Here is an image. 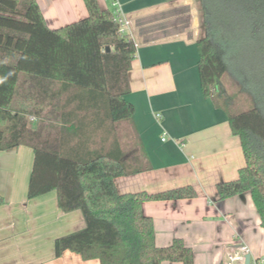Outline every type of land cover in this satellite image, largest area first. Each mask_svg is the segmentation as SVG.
Wrapping results in <instances>:
<instances>
[{
	"label": "trees",
	"instance_id": "16d2710c",
	"mask_svg": "<svg viewBox=\"0 0 264 264\" xmlns=\"http://www.w3.org/2000/svg\"><path fill=\"white\" fill-rule=\"evenodd\" d=\"M82 1L85 18L51 30L36 0H0V151L32 149L28 200L55 191L63 213L81 212L85 227L54 240L55 258L68 251L99 264H193L180 239L155 246L142 212L144 202L194 199L192 187L151 195L116 188L117 178L148 170L131 152L134 108L125 99L135 46L118 34L113 13ZM196 1L200 89L226 113L245 161L236 180L215 186L217 200L249 193L264 230V87L251 74L264 82V0ZM164 19L159 31L139 29L144 42L182 33L189 8ZM30 117L39 119L35 128Z\"/></svg>",
	"mask_w": 264,
	"mask_h": 264
},
{
	"label": "crops",
	"instance_id": "0c3cea01",
	"mask_svg": "<svg viewBox=\"0 0 264 264\" xmlns=\"http://www.w3.org/2000/svg\"><path fill=\"white\" fill-rule=\"evenodd\" d=\"M36 2L51 30L87 16L82 0ZM97 2L101 9L111 6V13L119 12L131 22L136 44L125 99L134 108L130 127L137 140L131 152L148 170L117 178L118 192L151 195L192 187L196 198L144 202L142 212L152 219L155 246L165 248L180 239L192 250L193 264H224L230 249L240 245L248 248L250 259L264 257V230L250 194L217 200L215 186L236 180L245 161L226 113L200 89L196 12L182 33L151 42H144L135 25L139 19L190 6V0ZM29 119L35 128L39 119ZM33 157L25 146L0 151V196L5 200L0 206V264H99L68 251L54 257V240L82 230L85 222L79 210L63 213L58 208L55 191L27 199Z\"/></svg>",
	"mask_w": 264,
	"mask_h": 264
},
{
	"label": "built area",
	"instance_id": "2783aa9c",
	"mask_svg": "<svg viewBox=\"0 0 264 264\" xmlns=\"http://www.w3.org/2000/svg\"><path fill=\"white\" fill-rule=\"evenodd\" d=\"M114 18L118 25V34L122 37H126L132 40V33L130 31L131 22L120 15L119 12H116V14H114ZM134 46L136 48L135 43ZM161 140L164 141L163 138ZM248 252V248L244 245L232 248L228 252L224 264H264V257L258 259H249V262L246 263L245 257L246 255H248Z\"/></svg>",
	"mask_w": 264,
	"mask_h": 264
},
{
	"label": "rangeland",
	"instance_id": "374dc122",
	"mask_svg": "<svg viewBox=\"0 0 264 264\" xmlns=\"http://www.w3.org/2000/svg\"><path fill=\"white\" fill-rule=\"evenodd\" d=\"M190 6H187L189 8V17L192 13H195L196 12V17H197V21H198V32H197V36L199 34V20H198V17H199V11H198V4H197V1L196 0H190ZM180 8V7H179ZM109 11H113L112 7L109 6L108 7ZM174 9H177V8H173L171 10H174ZM193 9V11H191ZM171 10L169 11H166V12H163V13H157V14H154V15H151V16H148L146 18H142V19H139L135 22V25H137V22H141L142 24H144L145 26H141V27H137V30L139 31V29H151V30H157L159 31L157 28H159V26L163 23H165L167 20H165L164 18L167 17L168 15V12H170ZM167 14V15H166ZM194 15V14H193ZM173 19H177L176 17H172V20ZM190 24V19H189V23H188V26ZM190 31V30H189ZM161 32H157L155 33L156 35H160ZM188 35H193V31H190ZM197 36H195L197 38ZM249 70V69H248ZM233 71L237 74L238 72H241L242 70L241 69H233ZM244 72V70H243ZM246 72H249V71H246ZM245 73V72H244ZM251 74L253 75L252 77L254 78V84H256L255 86L258 88L259 86L261 87H264V82H263V79L260 78L259 75H255L256 73H252ZM247 79V78H246ZM264 95V94H263Z\"/></svg>",
	"mask_w": 264,
	"mask_h": 264
},
{
	"label": "water",
	"instance_id": "95a60500",
	"mask_svg": "<svg viewBox=\"0 0 264 264\" xmlns=\"http://www.w3.org/2000/svg\"><path fill=\"white\" fill-rule=\"evenodd\" d=\"M107 51H109V49H107ZM249 259H250V255H246V257H245V261H246V263L249 262Z\"/></svg>",
	"mask_w": 264,
	"mask_h": 264
}]
</instances>
